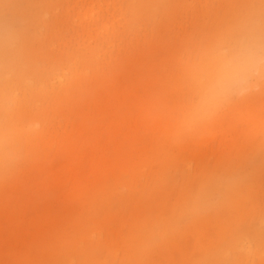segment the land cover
<instances>
[{
	"label": "rangeland",
	"instance_id": "obj_1",
	"mask_svg": "<svg viewBox=\"0 0 264 264\" xmlns=\"http://www.w3.org/2000/svg\"><path fill=\"white\" fill-rule=\"evenodd\" d=\"M249 49L264 0H0V264H264V71L200 105Z\"/></svg>",
	"mask_w": 264,
	"mask_h": 264
},
{
	"label": "clouds",
	"instance_id": "obj_2",
	"mask_svg": "<svg viewBox=\"0 0 264 264\" xmlns=\"http://www.w3.org/2000/svg\"><path fill=\"white\" fill-rule=\"evenodd\" d=\"M264 71V55L249 49L242 58L225 62L215 79L202 98L201 107H213L226 99L233 91L237 94L254 88L255 79ZM240 85L239 88L236 86Z\"/></svg>",
	"mask_w": 264,
	"mask_h": 264
}]
</instances>
